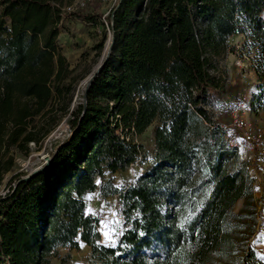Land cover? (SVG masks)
Here are the masks:
<instances>
[{"label":"trees","instance_id":"obj_1","mask_svg":"<svg viewBox=\"0 0 264 264\" xmlns=\"http://www.w3.org/2000/svg\"><path fill=\"white\" fill-rule=\"evenodd\" d=\"M75 1L0 0V190L11 149L42 147L64 117L71 126L48 164L0 194V264H51L79 238L92 264H264L252 242L255 180L226 134L237 101L222 102L218 117L209 109L232 92L217 70L229 38L243 34L257 76L249 110L264 113V0H118L111 52L78 104L59 24L64 13L89 23L101 14L67 12ZM156 120L155 162L125 186L98 185L139 160L135 136ZM98 187L118 195L126 217L115 248L102 242L99 216L85 214Z\"/></svg>","mask_w":264,"mask_h":264},{"label":"rangeland","instance_id":"obj_2","mask_svg":"<svg viewBox=\"0 0 264 264\" xmlns=\"http://www.w3.org/2000/svg\"><path fill=\"white\" fill-rule=\"evenodd\" d=\"M117 1L118 0H101L82 6L79 0H76L72 5L65 7L67 12L84 7V10L87 12L91 13L97 11L101 14L97 22L89 23L77 16L64 13L59 24V30H61L58 39L59 46L62 47V52L67 57V60L70 61L71 67L75 69L74 75L78 77L73 100L74 104H78L82 101L84 90L91 79L90 74L101 63V59L106 50L107 41L109 39L112 40V31L108 24V16L111 14L110 12ZM228 41L231 50L220 59L217 73L221 76L225 86L227 88H232V92L224 93L223 99L212 102L209 105V109L213 112L215 117H218L220 110L219 105L222 102L232 103L237 101V107L239 105L248 107L247 113L241 111V118L243 120H251L253 124L264 127V118L260 115L252 114L248 105L251 93L257 89V76L252 66L255 56L254 52L249 51L248 47H245L246 40L243 34L232 35ZM158 123L159 121L156 120L150 127L141 133V135L135 136L136 141L143 145L141 151L142 155L139 160L130 165L126 171L108 172L104 178L98 177L97 181H100L98 185L112 178L114 184L120 187L125 186L135 181L139 175H142V173L155 162L157 152L155 148V137L153 135ZM226 127L227 138L233 145L239 136V128L232 124ZM70 133L71 126L67 121V117H64L57 128L48 135L42 147L32 142L30 144L32 149L27 154L20 152L18 149H11L10 155L14 156L15 164L12 170L6 174L0 194L3 195L9 190L8 183L12 177L14 180L19 175L30 173L33 169L45 164L48 158L51 157L50 152L54 150L56 145L62 143ZM243 161L248 166L249 173L255 180L254 195L257 211V228L252 242L261 256L264 255V157L251 154ZM89 195L93 196L91 200L87 199ZM85 201H87V209L89 207L93 208L96 212L93 216H99L100 221L106 216L111 218L112 214L108 211L109 209L115 211L117 217L120 219V224L116 225L117 232L125 229L126 217L123 214L122 203L118 195L105 197L100 193V187H98L94 192L86 194ZM102 205L104 206L103 213L100 212V207ZM242 206L243 199H240L235 206V211L239 210ZM100 221L99 229L102 227ZM79 243V249L59 247L58 253L52 257L51 264H60L61 258L63 257H68L67 264H92L90 263L92 248L86 241L80 238ZM81 245H83V247Z\"/></svg>","mask_w":264,"mask_h":264},{"label":"built area","instance_id":"obj_3","mask_svg":"<svg viewBox=\"0 0 264 264\" xmlns=\"http://www.w3.org/2000/svg\"><path fill=\"white\" fill-rule=\"evenodd\" d=\"M89 1L90 0H79V3L84 6ZM241 111L247 113L248 107L245 105H239L233 112V120L231 124L239 128V136L233 145L236 146L239 157L242 160H246L248 155L251 154L254 156L258 155L260 157H264V127L253 124L251 120H243L241 118ZM101 239L103 242L104 237L102 234Z\"/></svg>","mask_w":264,"mask_h":264},{"label":"snow or ice","instance_id":"obj_4","mask_svg":"<svg viewBox=\"0 0 264 264\" xmlns=\"http://www.w3.org/2000/svg\"><path fill=\"white\" fill-rule=\"evenodd\" d=\"M100 181H97V184H99ZM93 198L92 195L87 196L88 200H91ZM108 211L111 212V218L105 217L100 221V224L102 227L98 229V231L101 232L102 236L104 237V244L107 247H113L115 248L118 242V237L122 236L124 233L123 231L117 232L116 225L120 224V219L117 217V213L115 211H112V209H109ZM100 212H104V206L102 205L100 207ZM85 214H92L95 215L96 212L93 208L89 207L87 209V212ZM181 227H183V224H181ZM142 235V234H141ZM83 247V245H81ZM119 255V253H117ZM260 260L264 261V255H261L259 257ZM184 264H187V262H184Z\"/></svg>","mask_w":264,"mask_h":264},{"label":"water","instance_id":"obj_5","mask_svg":"<svg viewBox=\"0 0 264 264\" xmlns=\"http://www.w3.org/2000/svg\"><path fill=\"white\" fill-rule=\"evenodd\" d=\"M110 44H111V47H110L109 51L107 52L106 55H103V57H102V59H101V60H102L101 63L97 66V68H96L95 70L92 71V73L90 74V78H93V74H94L97 70H99V69L104 65V63L106 62V59H108V56H109V54H110V52H111V49H112V46H113V44H112V40L110 41ZM51 158H52V157H49L48 160H47V162H46L45 164H48V163L50 162ZM41 166H42V165L38 166L37 168H35V169H33V170H36V169L40 168ZM28 176H29V175H28Z\"/></svg>","mask_w":264,"mask_h":264},{"label":"bare ground","instance_id":"obj_6","mask_svg":"<svg viewBox=\"0 0 264 264\" xmlns=\"http://www.w3.org/2000/svg\"><path fill=\"white\" fill-rule=\"evenodd\" d=\"M110 41H111L110 39L107 41V46H106V50H105L104 55L107 54V52L109 51V49H110V47H111Z\"/></svg>","mask_w":264,"mask_h":264},{"label":"crops","instance_id":"obj_7","mask_svg":"<svg viewBox=\"0 0 264 264\" xmlns=\"http://www.w3.org/2000/svg\"><path fill=\"white\" fill-rule=\"evenodd\" d=\"M259 115L264 118V113L263 112H261Z\"/></svg>","mask_w":264,"mask_h":264}]
</instances>
